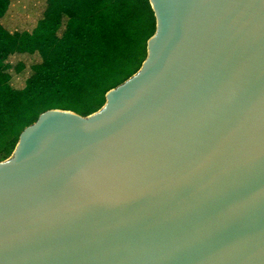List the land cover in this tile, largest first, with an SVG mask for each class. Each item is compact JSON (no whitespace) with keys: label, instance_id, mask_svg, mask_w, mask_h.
<instances>
[{"label":"water","instance_id":"95a60500","mask_svg":"<svg viewBox=\"0 0 264 264\" xmlns=\"http://www.w3.org/2000/svg\"><path fill=\"white\" fill-rule=\"evenodd\" d=\"M141 68L0 160V264H264V0H150Z\"/></svg>","mask_w":264,"mask_h":264},{"label":"trees","instance_id":"16d2710c","mask_svg":"<svg viewBox=\"0 0 264 264\" xmlns=\"http://www.w3.org/2000/svg\"><path fill=\"white\" fill-rule=\"evenodd\" d=\"M24 1L37 15L32 27L9 25ZM156 25L150 0H0V124L14 135L5 154L48 109L99 110L141 68Z\"/></svg>","mask_w":264,"mask_h":264},{"label":"rangeland","instance_id":"374dc122","mask_svg":"<svg viewBox=\"0 0 264 264\" xmlns=\"http://www.w3.org/2000/svg\"><path fill=\"white\" fill-rule=\"evenodd\" d=\"M26 4V8L25 9H22V8H17L15 7L13 10H12V16H11V21H12V24H9V25H12V26H15V25H22L24 27H30L31 26V21L37 17V15L35 13H32L30 14L29 16V1H24ZM34 21H32L33 23ZM32 27V26H31ZM23 59V57H21ZM26 73H22L18 78H15L13 79V85L17 88H21L24 86V80L26 78Z\"/></svg>","mask_w":264,"mask_h":264},{"label":"crops","instance_id":"0c3cea01","mask_svg":"<svg viewBox=\"0 0 264 264\" xmlns=\"http://www.w3.org/2000/svg\"><path fill=\"white\" fill-rule=\"evenodd\" d=\"M13 141L14 135L11 133L10 128L7 125L0 124V160H4L9 157L5 154V152L10 148Z\"/></svg>","mask_w":264,"mask_h":264}]
</instances>
